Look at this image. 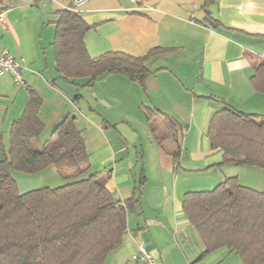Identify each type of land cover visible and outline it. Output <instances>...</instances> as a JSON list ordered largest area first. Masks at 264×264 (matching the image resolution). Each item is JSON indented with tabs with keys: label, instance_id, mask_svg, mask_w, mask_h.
Returning a JSON list of instances; mask_svg holds the SVG:
<instances>
[{
	"label": "crops",
	"instance_id": "1",
	"mask_svg": "<svg viewBox=\"0 0 264 264\" xmlns=\"http://www.w3.org/2000/svg\"><path fill=\"white\" fill-rule=\"evenodd\" d=\"M204 4L89 0L77 8L92 27L84 39L92 58L147 57L152 72L144 86L111 74L84 87L85 80L76 86L57 71V21L61 11L73 8L70 0H0L7 11L0 51H10L22 64L25 80L18 85L9 74L0 77V136L6 150L34 90L43 101L39 143L50 140L66 117L73 118L85 140L89 173H102L116 200H138L128 211L122 245L104 264H141L132 260L138 245L159 264L215 263L230 253L223 248L200 259L205 247L184 213L185 194L212 189L234 175L242 185L264 190V174L256 178L248 172L260 168L220 165L223 152L213 150L208 138L224 103L264 117V93L252 83L255 68L264 62V0ZM208 12L219 26L210 24ZM14 178L20 193L66 184L54 166Z\"/></svg>",
	"mask_w": 264,
	"mask_h": 264
},
{
	"label": "trees",
	"instance_id": "2",
	"mask_svg": "<svg viewBox=\"0 0 264 264\" xmlns=\"http://www.w3.org/2000/svg\"><path fill=\"white\" fill-rule=\"evenodd\" d=\"M215 2L205 0L204 5ZM210 14V24L219 26ZM91 29L77 11H61L53 43L61 79L76 86L85 80L83 86L89 87L103 76L119 74L144 86L152 73L148 58L124 53L92 58L84 40ZM252 83L264 93V62L255 68ZM42 103L30 89L25 113L12 126L8 151L0 136V264H104L122 245L128 211L138 200H116L107 178L89 173L85 140L73 118L66 117L50 140L39 143L45 129L38 116ZM224 105L208 130L211 148L223 152L220 165L264 169V117ZM179 153H174L176 161ZM51 166L65 185L19 192L15 173L35 175ZM183 210L205 247L200 259L226 248L239 256L240 264H264V190L231 176L212 189L187 192Z\"/></svg>",
	"mask_w": 264,
	"mask_h": 264
},
{
	"label": "built area",
	"instance_id": "3",
	"mask_svg": "<svg viewBox=\"0 0 264 264\" xmlns=\"http://www.w3.org/2000/svg\"><path fill=\"white\" fill-rule=\"evenodd\" d=\"M89 0H70L72 7L71 10H75ZM7 23V11L0 6V26H5ZM9 74L12 76L14 82L18 85L25 84L22 64L16 60L10 51H0V77ZM132 260L140 262L141 264H159V262L151 255V253L145 248L144 245L137 246V253L133 255Z\"/></svg>",
	"mask_w": 264,
	"mask_h": 264
},
{
	"label": "rangeland",
	"instance_id": "4",
	"mask_svg": "<svg viewBox=\"0 0 264 264\" xmlns=\"http://www.w3.org/2000/svg\"><path fill=\"white\" fill-rule=\"evenodd\" d=\"M248 172H250L249 173L250 177H256V178H258L259 175L262 177L263 174H264V170H261V169L248 170ZM234 176H238V175H234ZM242 177H244V176H242ZM212 264H240V258H239V256L236 253L231 254V255L227 254L225 256H222L218 261H215V263H212Z\"/></svg>",
	"mask_w": 264,
	"mask_h": 264
}]
</instances>
